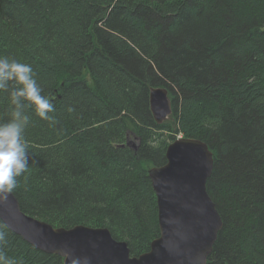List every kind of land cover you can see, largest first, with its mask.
<instances>
[{
  "label": "trees",
  "instance_id": "obj_1",
  "mask_svg": "<svg viewBox=\"0 0 264 264\" xmlns=\"http://www.w3.org/2000/svg\"><path fill=\"white\" fill-rule=\"evenodd\" d=\"M0 55L30 64L55 107L54 122L25 110L24 212L107 227L138 256L160 235L149 168L182 133L214 155L224 225L207 264H264V0H0ZM152 87L172 101L163 123ZM10 108L0 93V122ZM0 232L15 264H64L1 219Z\"/></svg>",
  "mask_w": 264,
  "mask_h": 264
},
{
  "label": "water",
  "instance_id": "obj_2",
  "mask_svg": "<svg viewBox=\"0 0 264 264\" xmlns=\"http://www.w3.org/2000/svg\"><path fill=\"white\" fill-rule=\"evenodd\" d=\"M150 103L159 123L173 112L166 87L151 88ZM166 156L164 165L149 169L160 235L138 256L107 227H56L24 212L13 191H0V219L30 244L62 256L64 264H207L224 225L207 189L213 153L205 141L185 137L174 140Z\"/></svg>",
  "mask_w": 264,
  "mask_h": 264
},
{
  "label": "clouds",
  "instance_id": "obj_3",
  "mask_svg": "<svg viewBox=\"0 0 264 264\" xmlns=\"http://www.w3.org/2000/svg\"><path fill=\"white\" fill-rule=\"evenodd\" d=\"M42 92L30 64L0 55V93L9 94L11 106V118L0 122V191L12 192L17 177L28 170V142L24 133L30 118L26 107L34 106L37 116L54 122L49 113L55 107ZM3 243H6L5 234L0 232V244ZM0 264H15V261L0 255Z\"/></svg>",
  "mask_w": 264,
  "mask_h": 264
},
{
  "label": "rangeland",
  "instance_id": "obj_4",
  "mask_svg": "<svg viewBox=\"0 0 264 264\" xmlns=\"http://www.w3.org/2000/svg\"><path fill=\"white\" fill-rule=\"evenodd\" d=\"M129 140H130V142H131V141H134V142H135L134 137H130V136H129Z\"/></svg>",
  "mask_w": 264,
  "mask_h": 264
}]
</instances>
